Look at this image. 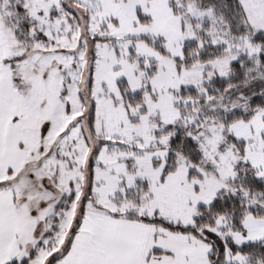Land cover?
Masks as SVG:
<instances>
[{"label":"snow or ice","instance_id":"snow-or-ice-1","mask_svg":"<svg viewBox=\"0 0 264 264\" xmlns=\"http://www.w3.org/2000/svg\"><path fill=\"white\" fill-rule=\"evenodd\" d=\"M0 264H264V0H0Z\"/></svg>","mask_w":264,"mask_h":264}]
</instances>
